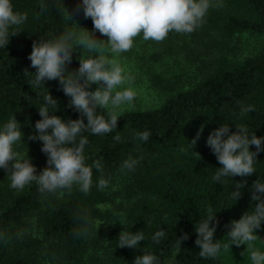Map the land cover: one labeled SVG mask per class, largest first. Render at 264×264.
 Instances as JSON below:
<instances>
[{
	"label": "trees",
	"instance_id": "obj_1",
	"mask_svg": "<svg viewBox=\"0 0 264 264\" xmlns=\"http://www.w3.org/2000/svg\"><path fill=\"white\" fill-rule=\"evenodd\" d=\"M16 12L26 14V21L10 28L7 46L0 47V126L13 117L23 133L21 147L26 151L37 174L48 167L43 142L30 140L38 135L36 121L42 119L38 108L45 105L48 92L57 100L48 106L50 115L61 119H83L65 95L58 79L45 80L33 88L35 69L28 59L36 41L56 40L69 32L66 0H11ZM200 28L219 25L230 38L252 33L264 37V0H212ZM80 59L73 51L66 70L75 72ZM202 79L186 90L170 95L155 109L122 113L117 128L87 138L83 155L92 168L91 188L87 193L73 185L71 190L41 192L35 182L22 190L11 187V174L0 184V264H134L137 256L156 255L161 264H253L251 251L264 253L259 234L249 245L221 248L215 258H202L195 241V227L211 213L216 219L214 239L230 244L227 232L233 220L254 212L257 201L251 199L255 181L264 182V151L257 154L251 176L213 179L222 167L206 144L210 133L229 125L230 133L244 125L249 138L264 137V46L241 63L222 60ZM28 70V72L25 71ZM70 73H66L68 75ZM156 84L161 78L154 76ZM88 90L94 91L93 85ZM254 110L241 114V108ZM107 118V111L97 108ZM203 127L197 143L190 141ZM50 131V130H49ZM149 131L147 141L136 133ZM120 135V142L114 137ZM79 139V137H78ZM70 146V145H68ZM255 152L256 147L250 146ZM132 157L139 161L134 170H121ZM99 159L101 170L94 167ZM11 171V168H10ZM107 186L99 188V181ZM245 183L241 196L232 193L236 183ZM107 205V206H106ZM109 205V206H108ZM106 206V207H105ZM165 235L158 242L156 232ZM121 231L144 233L137 247H118ZM187 233L188 238H178ZM247 249V250H246Z\"/></svg>",
	"mask_w": 264,
	"mask_h": 264
},
{
	"label": "clouds",
	"instance_id": "obj_2",
	"mask_svg": "<svg viewBox=\"0 0 264 264\" xmlns=\"http://www.w3.org/2000/svg\"><path fill=\"white\" fill-rule=\"evenodd\" d=\"M82 5L85 18L92 19L94 29L107 37V44L105 45L104 40L80 36L77 44L73 45L70 41L76 34L68 32L56 40L34 42L28 59L35 69L32 87L44 85L45 80L58 79L63 92L70 97V106L86 116L87 123L83 119L65 121L59 116L50 115L48 106L56 107L57 100L49 92L44 96L46 103L38 108L42 119L35 123L38 135L29 137L30 140L42 141L41 150L48 156V167L39 174L30 158L24 159L13 150L14 144L22 142L23 133L19 122L13 117L5 123L0 130V168H11V187L14 189L22 190L35 181L41 192H55L65 188L71 190L75 184L82 192L87 193L91 188L92 168L85 165L83 150L88 140L81 134L90 131L95 135H103L115 130L122 115V106L131 104L136 96L131 87L117 90L131 78L124 75L116 59H110L104 53L118 55L127 52L141 33L144 40L157 42L163 41L171 31L191 33L203 23L209 8L215 6L212 0H82ZM68 16L72 19L69 13ZM26 19V14L14 11L11 0H0V47L8 45L10 35L18 34L15 31L10 33V28L23 24ZM77 45L97 55L80 58L78 70L70 72L66 70V65L72 62V53ZM25 71L28 72L27 69ZM93 83L99 84V87L94 91L88 90ZM97 108L105 109L107 118L98 115ZM253 110L251 106L242 107L241 114ZM236 129L237 131L230 133L229 125L223 124L207 138L206 144L222 165L217 168L213 177L217 182H221L222 177L251 176L255 172L257 154L264 151V137L253 134L249 138L248 129L244 125L236 126ZM202 131L203 127L190 141L192 147ZM150 135L149 131L136 133V137L143 141H147ZM114 140L120 142L118 133ZM251 145L256 147L255 152L250 151ZM10 162H13L11 167ZM138 163V160L129 157L123 162L121 170L132 171ZM94 167L102 169L99 159L94 162ZM107 183L101 179L99 188H105ZM245 183L235 184L233 199L237 200L241 196ZM251 192V199L258 203L255 204L254 212H246L239 220L231 222L230 231L227 232L230 244L222 245L214 239L216 227L213 221L216 217L211 209L208 210L207 218L195 227L198 233L195 243L202 258H215L222 247L248 246L249 242L257 239L255 230L264 222V182L255 181ZM164 235L165 232L161 229L155 233L153 240L158 242ZM187 238L185 233L178 240L181 243ZM143 240L142 231H121L118 247L134 248ZM250 258L253 264H264V253L253 250ZM134 264L161 262L154 254H143L135 258Z\"/></svg>",
	"mask_w": 264,
	"mask_h": 264
},
{
	"label": "rangeland",
	"instance_id": "obj_3",
	"mask_svg": "<svg viewBox=\"0 0 264 264\" xmlns=\"http://www.w3.org/2000/svg\"><path fill=\"white\" fill-rule=\"evenodd\" d=\"M65 4L67 13L72 18L68 16L69 32L76 34L70 41L71 44L76 45L80 36L104 40L105 45L107 44V37L94 29L92 19L85 18L82 0H66ZM200 27L191 33L171 31L160 42L146 41L141 33L134 39L132 48L127 52L118 55L104 53L108 58L116 59L124 75L131 78L117 90L131 87L136 93L131 104L122 106V113L158 108L170 95L192 87L222 60L233 64L241 63L246 58L258 54L264 46L262 35L242 33L228 38L218 28L219 25ZM74 52L79 59L97 55L95 52H87L80 45L75 46ZM154 76L161 78V84L155 83ZM92 85L94 90L99 87L97 83ZM17 147H21L19 142L13 145V150L24 158L27 152L19 151ZM12 163L10 162V167ZM9 174L10 168H0V184ZM10 178L9 175L8 179ZM259 239L263 246L264 228L259 234Z\"/></svg>",
	"mask_w": 264,
	"mask_h": 264
}]
</instances>
